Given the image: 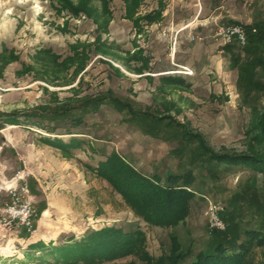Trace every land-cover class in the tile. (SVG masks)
<instances>
[{
    "label": "rangeland",
    "instance_id": "1",
    "mask_svg": "<svg viewBox=\"0 0 264 264\" xmlns=\"http://www.w3.org/2000/svg\"><path fill=\"white\" fill-rule=\"evenodd\" d=\"M241 1L226 0L223 10L241 16L243 26L249 18L264 19V0ZM81 4L92 15L75 12ZM196 8L170 6L166 19L143 22L139 31L125 17L123 0H0V112H17L19 119L11 124L0 117V208L22 172L26 177L17 185L28 184L36 212L33 234L0 222V264H148L136 253L91 261L59 251L109 227L141 229L153 258L170 252L173 236L182 250L197 253L211 238L216 210L224 212L225 226L230 216L241 228L264 230L261 169L200 154L206 147L208 153L264 157L258 131L264 127V67L250 76L262 84H244L239 66L247 56L245 43L225 45L217 34L235 22L226 16L207 21L204 13L198 22ZM173 11L184 18L173 21ZM200 22L205 30L197 29ZM188 23L193 29L179 30ZM142 49L150 69L140 70L142 60L134 57ZM86 98H101V104L86 105ZM65 104L81 124L66 118L48 122L55 128L49 130L42 125L47 121L33 116ZM44 137L79 142L65 150ZM115 154L161 185L169 175H190L194 196L187 213L161 223L139 216L110 179L116 175L111 166L107 174L101 170ZM263 254L264 247L250 253L256 261Z\"/></svg>",
    "mask_w": 264,
    "mask_h": 264
},
{
    "label": "trees",
    "instance_id": "2",
    "mask_svg": "<svg viewBox=\"0 0 264 264\" xmlns=\"http://www.w3.org/2000/svg\"><path fill=\"white\" fill-rule=\"evenodd\" d=\"M107 6V5H106ZM86 11L92 15V12L81 4L76 8L75 12ZM108 24V21H106ZM106 24V25H107ZM235 24H240L235 22ZM105 25V26H106ZM243 26V25H242ZM246 32V42L244 44V51L246 52L245 62L240 64V78L243 83L249 87L252 84L260 85L261 78L256 80L250 78L253 73L256 74L257 69L264 67V20L255 21L253 24L243 26ZM141 53V54H139ZM139 54V55H138ZM144 59V66L148 65V60L142 56V50H139L134 57ZM67 66V64H65ZM143 70V68H139ZM173 81L183 82L182 78H170ZM262 84V83H261ZM112 98V97H111ZM101 98H86V105L98 106ZM114 99V98H113ZM120 108H127L131 110L128 103L117 104ZM70 105L56 107L52 110L46 108L45 115L33 114V116L41 117V121L59 122L64 119H73V113L68 114ZM146 114V112H144ZM17 112H0V117L5 122L11 124H18L19 119ZM144 114V115H145ZM153 116V114H151ZM155 116V115H154ZM73 117V118H72ZM157 117V116H156ZM165 117L158 116L157 120H162ZM170 117V116H169ZM171 118V117H170ZM262 124H264V108L262 112ZM39 124L41 122H38ZM73 123L81 124L82 118H74ZM46 129L55 130L50 127V123L42 124ZM176 126V124H174ZM259 129V128H258ZM262 129V130H261ZM258 131H263L264 127H260ZM71 134L73 132H66ZM261 136V137H262ZM189 138V136H185ZM192 139V138H190ZM43 140L51 145L61 147L69 150V147L76 146L79 139L72 138L69 143L63 139L44 137ZM202 149V148H201ZM206 152L200 154L211 161L223 162L227 164H236L238 162L251 163L252 166L261 169L264 174V157L246 156L244 154H217L208 153L207 148L203 147ZM120 175V178L115 174H111L110 179L118 183L119 190L129 198L132 206L137 210L139 216L148 222L161 223L170 221L173 218H182L188 209L190 199L194 196V192L189 190L188 184L193 181V178L188 175H169L167 185H161L158 179L152 180L137 171L133 166L124 161L119 155L115 154L102 162L100 167L102 172L109 169ZM107 174V172L105 173ZM181 181L183 184H178ZM137 190V194L129 193V190ZM154 205V206H153ZM224 212L219 211L220 217ZM222 219V218H221ZM226 228H214L211 232V238L208 240L206 246L194 253L192 250H182L181 243L178 238L172 237V247L170 252L161 258H153L149 252L144 249V232L141 229H134L126 231L123 228L109 227L92 232L86 238L76 241L72 244L60 247L63 257L82 256L85 260L99 261L98 257L108 259H116L132 253L138 254L148 264H264V254L260 260L252 258L250 253L257 247H264V230L259 228H241L240 223L228 216L226 218ZM28 235V232L24 230ZM59 248V247H58Z\"/></svg>",
    "mask_w": 264,
    "mask_h": 264
},
{
    "label": "crops",
    "instance_id": "3",
    "mask_svg": "<svg viewBox=\"0 0 264 264\" xmlns=\"http://www.w3.org/2000/svg\"><path fill=\"white\" fill-rule=\"evenodd\" d=\"M123 1L125 5V17L130 20H133V22L136 21L134 24L137 27H139L138 28L139 31H142L146 25L150 26L152 24L160 23L161 21L166 19V17L168 16V13H169L168 10L170 6L172 7L173 5L176 6L180 4L181 5L188 4V5H194V6L199 5L200 8L199 9L196 8V11H195L196 19L201 17V14L204 13V18L207 21H211V19L216 21L217 19H220V17H224V16L228 17L234 22L243 21L241 19V16H238V14L235 13L234 11L231 10L230 12L229 11L227 12L226 10H223V6H224V3H226V0H123ZM256 1H259V0H256ZM235 3L237 4L240 3L241 5L243 4L241 0L239 1L233 0L232 4L234 5ZM143 6L147 7L144 12L140 10L141 8H143ZM209 9L210 11L208 12ZM171 17L173 21L176 20V17H177V21H179L181 18H184V16L179 15L178 11L177 12L173 11ZM253 19L254 18H249V20L245 21V23L253 24L255 21L264 20L263 18H258L256 20H253ZM199 21L200 20L198 19V22ZM143 22L146 23L145 26ZM193 23H196V21H194ZM196 25H201V26H196L197 29L201 27V30H205V26H203L204 24H202V22L197 23ZM189 29H193L192 23L184 24L179 28L180 31L189 30ZM144 52L145 51L142 49V56H144ZM144 57L146 60H148L147 61L148 65L145 67L144 66L145 60L141 58L142 62H141L140 68L150 69V66H149L150 60L147 58L146 55Z\"/></svg>",
    "mask_w": 264,
    "mask_h": 264
},
{
    "label": "built area",
    "instance_id": "4",
    "mask_svg": "<svg viewBox=\"0 0 264 264\" xmlns=\"http://www.w3.org/2000/svg\"><path fill=\"white\" fill-rule=\"evenodd\" d=\"M217 34L221 36L223 43L230 44L234 39L241 43L246 42V33L241 24H234L227 27H221ZM25 174L19 172L15 177V182L10 185V197L0 208V222L4 226L13 227L15 225L22 227L28 234L36 232V212L32 201L28 197L29 186L23 183L18 186L19 180L25 179ZM220 210L212 212L210 223L212 228L224 229L226 226L219 215Z\"/></svg>",
    "mask_w": 264,
    "mask_h": 264
}]
</instances>
